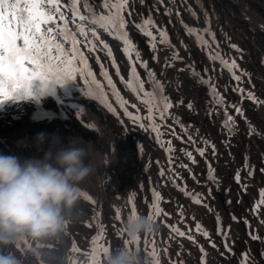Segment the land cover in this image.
Instances as JSON below:
<instances>
[{"label":"bare ground","instance_id":"obj_1","mask_svg":"<svg viewBox=\"0 0 264 264\" xmlns=\"http://www.w3.org/2000/svg\"><path fill=\"white\" fill-rule=\"evenodd\" d=\"M67 2L71 3V0ZM61 3L64 4L65 0H61ZM84 4L85 0H79L78 7L81 14H85ZM101 4L102 0H95L93 13L106 14ZM167 9H172L171 16L165 14ZM62 11L69 17V29L75 30V24L71 23V11L67 7ZM129 11H133L131 17L128 16ZM192 12L196 15L193 16ZM205 12L208 13L207 19L210 22L208 24L202 23L205 21ZM122 14L126 20L132 21L128 24L126 31L137 50L141 52V58L147 60L148 68L155 73L156 80L158 81L157 75L162 74L164 76L162 84L169 86L168 89L163 88V93L172 107L164 114L162 139L165 144L171 141L174 149L172 160L169 162L175 175L188 174L191 177L188 181L178 180L175 184L180 199L177 207L185 209L191 205L190 196L179 189L186 188L192 194V182L201 181L205 174L209 176V166L214 170V182L221 181L228 192V202L230 204L240 202L246 207L245 211L240 210L236 214V219L240 223L241 243H233L231 245L233 251L228 252L229 254H225L218 243H215L217 247L204 248L206 256L203 264H242V262L243 264H252V262L259 264V258L264 257V203H260L261 192L264 191V171H261L264 169V103H259L264 101V0H175L174 3L172 0H163V3H159L158 0H144L143 4L139 0H129L128 9ZM89 15L92 14L89 13ZM149 16L158 28L166 30L168 34V43H160L161 38L157 29L150 27L153 34L157 36L155 52L149 46L150 38L135 27L136 23H143ZM60 23L63 24L62 21ZM184 25L198 30L210 27L215 33V42H212L207 33H202L204 39L209 41L210 47L201 44L195 35L187 33ZM85 27L96 28L101 39L108 43L112 49L116 67L112 66V59L107 57L104 51L90 54L82 43L81 51L85 56L91 57L88 59V66L99 85L98 95H85L89 86L96 88V85H92L91 80L86 84L79 74L74 82L69 81L63 86L55 84V88L62 93L81 95L82 105L90 111L101 114L106 119V124L111 127L109 142L115 141L117 150L120 148L122 166L124 167L126 163L140 168L143 163L135 161L137 158H135L134 147L123 148L127 142L120 140L118 131H124L136 147H146L149 137L157 134L152 130L151 124L154 122L160 125L158 112L163 106L161 92L154 88L153 82L148 80L146 70L138 63L136 71L140 80L144 82V90L153 95L145 97L143 93L134 92L128 88L132 64L123 52L122 41L113 38L98 25H89L87 22ZM78 39L83 41V37L78 36ZM17 45H22V41H17ZM231 45H236L240 51L237 52ZM65 48L70 49L71 45L66 43ZM174 52L178 53L179 58L172 61L171 56ZM216 53L229 62L236 61L239 65V70H235L236 75H241L242 72L247 73L241 75V81L233 79L232 72L219 60L210 59V54ZM132 55L134 58L135 53L133 52ZM153 55L156 59H153ZM97 56L100 58L99 63L96 60ZM101 64L112 78L120 96L127 101L125 107L128 112L141 118L137 122L134 123L125 114L124 108L112 95L107 81L101 75ZM183 66L185 69H181ZM77 67H81L79 62ZM117 67L119 75L116 74ZM193 72L200 75L195 76ZM197 79L208 81V83L198 84ZM210 85H214L216 91L223 97V105L216 103V97L211 92ZM236 88H243L245 91L241 93L235 91ZM205 89L207 93L204 92ZM71 91L75 93H70ZM182 91L187 92L188 95ZM210 92L211 96L206 95ZM248 92L255 95L257 102L247 98ZM100 94L102 98H98ZM157 94L160 95L157 96ZM31 99V104L26 101L10 109L12 112L0 113V154L16 156L21 162L28 159L42 160L47 152L50 150L54 152L57 138L67 145L71 138L82 137L85 141H91L96 151L93 157L95 174L80 186L83 195L79 208L82 211L74 221L68 223L66 231L59 239L41 243L18 241L14 246L3 251L14 254L23 261V264H49L50 261H54V264H90L91 241L98 232L97 219L104 226L103 239L99 241L100 251L97 256L99 264L106 262L107 254L103 252L104 248H109V253L119 248L118 240L121 235L127 241L125 248L133 249L142 243L144 234L138 241H133L123 230L124 224L133 211L148 216L149 196L145 192V197L140 195L141 185L133 186L132 183H126V181L129 182L125 179L126 172L123 175L120 174L118 178L115 170L112 169L111 176L117 177L119 181L117 187L113 189L110 186V192L107 193L108 174L101 164L104 159L105 142L101 140L97 142L89 132H85L83 123L90 119H74L71 114L66 118L62 98L54 99L37 95ZM145 100L150 103H144ZM109 104L115 111L109 110L107 107ZM189 104L192 105L191 109L188 107ZM232 105L242 109L243 117L236 113ZM149 107H152V120L147 118ZM44 111L47 113H43ZM226 113L234 118V127L231 124L225 125ZM173 118H178L180 124L175 123ZM141 124L144 127H141ZM181 125L185 127L182 128ZM249 125L255 129L252 134H249ZM106 132L107 129L104 128V137H107ZM40 133L45 134L43 143H38L36 139L37 134ZM175 134L188 137L189 145H183L178 153L179 143L177 145L173 143ZM196 145L209 149L211 152L197 157L192 148ZM211 145L215 146L214 154ZM186 152H191L196 161L192 163L188 159L187 168L181 167L182 164L177 158V155L182 156ZM128 170L131 172L130 168ZM250 171L252 175H249ZM237 174L240 176L239 182L236 180ZM132 182H135L133 178ZM243 184L252 188L251 191L242 196H235L237 188ZM133 192L136 194L134 204L128 202L129 194ZM122 193L123 196H120ZM85 194L95 203L86 199ZM117 209H120L119 216ZM253 235L258 236L259 239H253ZM173 240L168 227H160L156 231L154 240H147L149 256L154 257L152 255L154 248L156 252L154 258L158 259L160 264H201L203 254L200 247L179 249L171 256L170 261H166L163 249L173 244ZM74 246L78 251L74 250ZM260 248L262 253L260 257H256L255 252ZM244 254L248 257L246 262H244Z\"/></svg>","mask_w":264,"mask_h":264},{"label":"snow or ice","instance_id":"obj_2","mask_svg":"<svg viewBox=\"0 0 264 264\" xmlns=\"http://www.w3.org/2000/svg\"><path fill=\"white\" fill-rule=\"evenodd\" d=\"M95 0H85L84 11L85 13H91L92 15L81 14L79 10V0H71V3H68L65 0V3L62 4L61 0H0V96L12 95L18 91H24L26 94L31 95V86L32 82L35 80L41 81L45 86L49 83L63 86L69 81H75L77 74L83 77L85 83L87 84L91 80L92 85H96V88L89 86L88 91L85 92V95L93 96L98 95L99 85L97 84L95 77L93 76L92 71L88 66V59L90 56H85L84 52L81 51V44L87 49L88 53H95L96 51H104L105 55L112 59V66L116 67V61L113 58L112 49L109 47L108 43L101 39L100 35L96 28L94 27H85L84 22H88L89 25H98L113 38L122 41L123 43V52L129 58V62L132 64L130 80L127 83V87L132 89L134 92L143 93L145 97H151L153 93L146 92L144 90V82L140 80L139 75L136 71V64L138 63L140 67L144 68L147 72L148 80L153 82L154 88L159 89L161 92V101L163 102V111L160 112L161 119L164 118V114L168 109L172 107L170 101L167 97L162 95L163 86L159 81L156 80L155 73L148 68L147 60L141 58V52L137 50L136 45L133 40L129 37L128 31L126 28L129 23H132L131 20H126L123 16V11L128 9L129 0H102L101 7L106 12L101 14L93 13V5ZM141 4L144 3V0H139ZM159 3H163V0H158ZM174 3L175 0H172ZM67 7L71 13V23L75 24V30L69 29V17L65 15L63 8ZM191 11V9H189ZM134 11V9H133ZM133 11L128 12V16L133 15ZM166 15H172V9H167L165 12ZM177 15L179 12L177 11ZM192 15L195 16L196 13L192 12ZM208 13L205 12V22L210 23L207 19ZM63 22L61 24L60 22ZM79 21V23H77ZM183 23V21H181ZM135 27L139 29L145 36L149 37V46L155 52L157 44V36L153 34L150 30L151 28H156L160 36V43H168V34L166 30L158 28L155 22L152 20L151 16L143 21V23H136ZM187 33L189 35H195L197 41L203 45H209V41L204 39L202 33H207L211 37L212 42H215V33L211 31V28H205L198 30L196 28L184 25ZM83 37V41L78 39ZM17 41H22V45L18 46ZM70 44L71 48L66 49L65 44ZM102 46V47H100ZM235 48L237 52L240 49L236 45H231ZM135 53L133 58L132 53ZM178 53H173L171 60L174 61L178 59ZM153 59H156V56L153 55ZM210 59L219 60L220 63L228 68L232 72L233 79L236 81H241V75H246L247 73L242 72L241 75H236L235 70H239V65L235 60L229 62L228 60L222 58L219 53L215 55L210 54ZM97 62L99 63V56L96 57ZM77 62L81 67H77ZM117 75H119V68L117 67ZM101 75L107 81L108 87L111 89L112 95L115 97L117 103L120 104L125 110V114L128 115L133 122H137L141 119L139 116L133 115L128 112L125 105V101L120 93L117 91L115 84L113 83L112 78L108 75L107 70L104 65L101 64ZM193 75L199 76L197 72H193ZM123 81V78H121ZM203 83H208V81H202ZM138 85V87H137ZM211 92L215 94L216 103L223 105V97L216 91L214 85H210ZM235 91L244 93L243 88H236ZM102 98V94L98 96ZM247 98L253 102H257V98L252 92L247 93ZM144 103H150V101L145 100ZM259 103H264V101H259ZM109 110L115 111L114 108L109 104L107 105ZM135 107V105H133ZM188 107L191 109L192 105L189 104ZM235 108L236 113L243 117V111L240 107L232 105ZM149 120H152V107H149ZM159 111V109H157ZM211 114V113H210ZM174 122L180 124L178 118H173ZM234 127L235 121L234 118L226 113L225 125ZM89 127H94V125H88ZM141 127H144L141 124ZM152 130L157 133L158 142L161 144V147H164V141L160 140L162 133L159 131V126L154 122L151 124ZM181 127H185L181 125ZM187 134V129H185ZM231 132V127H229ZM255 131L254 127L249 125V134ZM191 139V136H189ZM193 143H195L193 141ZM205 143H208L205 141ZM213 149V154L215 153V146L211 145ZM167 152L171 153L174 149L171 146V141H168V147L165 149ZM201 156H204V149H197ZM185 155L188 157L192 163H196L195 158L191 152H186ZM172 157L169 156V161L171 162ZM181 167L187 168V165H180ZM191 172V170L189 169ZM213 169L209 166V178L215 180L213 175ZM261 171H264L262 169ZM160 175H164V171L161 170ZM249 175H252V172H249ZM195 179V177H193ZM237 182L240 180L239 174L236 176ZM175 185V180H173ZM180 191H184L185 195L191 196L194 203H202L203 194L197 193L192 195L186 190V188H180ZM135 193H130L128 197V202L134 204ZM153 201L151 207L154 209L155 215L160 216L161 214L167 216L168 214L163 211L160 207L162 196L160 192L153 189L152 192ZM209 195H211V190L209 189ZM261 201L264 203V191L261 192ZM85 198L90 200V202L95 203L91 197L85 194ZM207 206V205H205ZM120 209H117V214L119 216ZM135 214V211H133ZM179 214L183 216V209H180ZM150 219H153L152 215H149ZM235 219V217H234ZM218 225L220 223V217L217 216ZM98 232L97 235L91 241V257L90 264H99L97 256L100 251L99 241L103 239L104 226L100 224L97 219ZM171 232L175 233L176 236L185 237L186 233L181 231L176 226H170ZM196 232L202 234L206 239L210 237V233L204 229L199 222L196 223ZM222 229L218 227L217 234H221ZM224 239H227V233H223ZM194 243L195 237L188 236ZM253 239H259L258 236L253 235ZM139 238H136L133 241H138ZM147 243V241H145ZM209 243L212 247H217L215 242L209 239ZM225 248L228 251H231L229 245L225 244ZM74 250H77L74 246ZM202 252L201 264L204 262V257L206 256V250L203 246H200ZM139 252V248H137ZM103 252L109 254V248H104ZM152 255L155 257L156 252L153 248ZM248 259L247 254H244V262ZM154 264H160L159 260L156 259ZM243 264V262H242Z\"/></svg>","mask_w":264,"mask_h":264},{"label":"clouds","instance_id":"obj_3","mask_svg":"<svg viewBox=\"0 0 264 264\" xmlns=\"http://www.w3.org/2000/svg\"><path fill=\"white\" fill-rule=\"evenodd\" d=\"M36 139L43 143L45 134H37ZM95 153L91 141L73 137L67 145L57 138L54 152L50 150L42 160L21 162L16 156L0 154V264H23L3 251L18 241L41 243L61 237L82 211L80 186L95 174ZM155 229L153 219L141 213L132 214L123 226L131 240ZM105 264L152 261L136 250L120 248L107 254Z\"/></svg>","mask_w":264,"mask_h":264},{"label":"rangeland","instance_id":"obj_4","mask_svg":"<svg viewBox=\"0 0 264 264\" xmlns=\"http://www.w3.org/2000/svg\"><path fill=\"white\" fill-rule=\"evenodd\" d=\"M186 69H188V67L186 68ZM204 92L205 93H207V90H204ZM185 94L186 95H188V93L187 92H185ZM212 94V93H211ZM206 95H208V94H206ZM107 128L109 129V130H111V127H109V125H107ZM123 133V132H122ZM121 134V132H119V134H118V136ZM122 135V134H121ZM120 135V136H121ZM106 138H108L109 139V137H106ZM121 141H124V140H121ZM109 142V141H108ZM108 142H105V148L103 149V150H105V149H107V146H108ZM131 142H129V143H126V145H125V147H123V148H127V147H131ZM133 146V145H132ZM119 150H120V148H119ZM128 152V151H127ZM126 152V153H127ZM125 168H126V170H127V167L126 166H124V171H125ZM128 183V182H127Z\"/></svg>","mask_w":264,"mask_h":264}]
</instances>
